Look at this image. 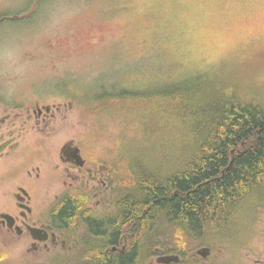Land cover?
<instances>
[{
	"label": "rangeland",
	"instance_id": "obj_1",
	"mask_svg": "<svg viewBox=\"0 0 264 264\" xmlns=\"http://www.w3.org/2000/svg\"><path fill=\"white\" fill-rule=\"evenodd\" d=\"M215 85L264 108V0H0V210L26 177L18 167L45 150L46 164L34 160L28 168L35 177L33 206L47 217L63 181H72L52 167L73 138L106 182L92 204L101 199L97 212L115 213L118 197L128 191L129 168L173 170L187 157L189 135L163 119L158 129L146 128L144 109L112 107L98 116V96L178 86L208 94ZM47 106L49 113L37 121L34 110ZM162 226L146 257L157 244H201ZM228 232L210 247V264L255 258L264 264V191L247 200ZM9 243L0 233V264H26ZM73 255L52 253L50 259L71 262Z\"/></svg>",
	"mask_w": 264,
	"mask_h": 264
},
{
	"label": "trees",
	"instance_id": "obj_2",
	"mask_svg": "<svg viewBox=\"0 0 264 264\" xmlns=\"http://www.w3.org/2000/svg\"><path fill=\"white\" fill-rule=\"evenodd\" d=\"M214 87L207 88L208 94L185 86L142 93L119 90L100 94L94 102L99 105L93 108L98 116L112 107L144 109L146 128L158 129L163 119L189 135L184 144L187 157L173 170L154 171L140 163L129 168L128 191L118 197V217L109 228L116 239L123 225L129 224L124 230L131 235V249L115 255L113 264L129 258L134 264L138 248L154 244L153 233L163 224L175 230L178 238L188 234L213 247V242L229 237L247 200L264 191V108L241 102L224 86ZM78 208L72 201L57 205L53 213L65 224L72 219L69 216L79 213ZM98 262L107 261L100 255Z\"/></svg>",
	"mask_w": 264,
	"mask_h": 264
},
{
	"label": "flooded vegetation",
	"instance_id": "obj_3",
	"mask_svg": "<svg viewBox=\"0 0 264 264\" xmlns=\"http://www.w3.org/2000/svg\"><path fill=\"white\" fill-rule=\"evenodd\" d=\"M50 108L48 106L43 107V111L42 108L37 107L34 110L37 121L44 120V114L49 113ZM76 148L79 149L78 154L84 161L83 165L77 164L80 159L76 158ZM47 158H49L48 152L42 150L26 159L27 163L18 167L17 174L23 172L26 177L19 185L17 182L16 190L12 193L13 201L10 202L9 206L0 210V233L10 238L11 248H17L22 252L26 264H34L37 259H46L47 261L43 264H56V262L58 264H99L100 255L107 261L102 264H113L115 255L122 256L129 253L131 249L129 237L131 235L129 231L124 230L125 227H129V224L123 225V231H119L116 239H114L113 230L109 227L113 225L114 217H118V215H115L114 211L106 214L98 213L97 208L101 199H97L96 203L92 204V197L103 195L105 192L106 182L94 169L96 168L94 162L91 164V159L84 154L82 147L73 138L62 145L57 161L55 160L52 167L58 172L63 171L66 177L72 179L70 182L63 181L65 187L60 195L55 197L54 204L56 207L76 201L79 213H73L69 216L72 219L65 224L53 213L55 207L48 211L47 217H39L33 206V180L35 177L32 175L33 168L29 169L28 166L34 160L46 164ZM86 165L91 167L87 171H83V167ZM36 168L37 171H40L41 164ZM99 181L102 188H99ZM76 190L81 191L80 196L75 195ZM69 194L75 195L74 199L69 197ZM142 232V236H145L146 229H143ZM203 247H208L207 254H204ZM142 248L143 251H141ZM146 249L145 245L138 248L139 253L135 255L134 264H144L146 261L148 264H210L211 248L202 243L195 248L183 245L172 246L171 248L157 245L149 257H146ZM52 253L54 255L57 253H74V255L69 257L72 258L70 259L71 262H60L59 259L51 262ZM46 255L48 256L46 257ZM167 256L171 257L167 262L159 260L160 257ZM125 262L123 264H131L130 258ZM250 263L263 264V260L255 258Z\"/></svg>",
	"mask_w": 264,
	"mask_h": 264
},
{
	"label": "water",
	"instance_id": "obj_4",
	"mask_svg": "<svg viewBox=\"0 0 264 264\" xmlns=\"http://www.w3.org/2000/svg\"><path fill=\"white\" fill-rule=\"evenodd\" d=\"M78 151H79V149L76 148V152H77L76 158L80 159L77 164L78 165H83L84 161H83L82 157L80 156V154H78ZM202 250H203L204 254L205 253L207 254L208 251H209L208 247H203ZM170 258H171L170 256L160 257L159 260L162 261V262H167Z\"/></svg>",
	"mask_w": 264,
	"mask_h": 264
},
{
	"label": "snow or ice",
	"instance_id": "obj_5",
	"mask_svg": "<svg viewBox=\"0 0 264 264\" xmlns=\"http://www.w3.org/2000/svg\"><path fill=\"white\" fill-rule=\"evenodd\" d=\"M180 3H187V4H192V3H197V2H204V0H178ZM209 2H219V0H209Z\"/></svg>",
	"mask_w": 264,
	"mask_h": 264
}]
</instances>
